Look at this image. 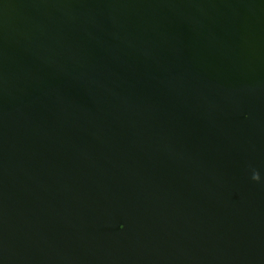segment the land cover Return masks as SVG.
<instances>
[{
	"label": "water",
	"instance_id": "1",
	"mask_svg": "<svg viewBox=\"0 0 264 264\" xmlns=\"http://www.w3.org/2000/svg\"><path fill=\"white\" fill-rule=\"evenodd\" d=\"M0 264H264V0H0Z\"/></svg>",
	"mask_w": 264,
	"mask_h": 264
},
{
	"label": "clouds",
	"instance_id": "2",
	"mask_svg": "<svg viewBox=\"0 0 264 264\" xmlns=\"http://www.w3.org/2000/svg\"><path fill=\"white\" fill-rule=\"evenodd\" d=\"M254 179H258V176H254Z\"/></svg>",
	"mask_w": 264,
	"mask_h": 264
}]
</instances>
